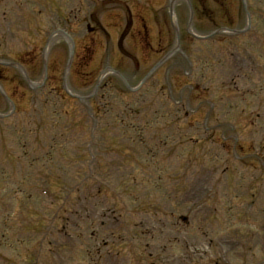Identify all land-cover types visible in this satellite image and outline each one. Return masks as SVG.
Listing matches in <instances>:
<instances>
[{"label":"rangeland","instance_id":"1","mask_svg":"<svg viewBox=\"0 0 264 264\" xmlns=\"http://www.w3.org/2000/svg\"><path fill=\"white\" fill-rule=\"evenodd\" d=\"M43 3L55 15L24 21V32L0 19V58L19 62L33 81L0 67L6 94L23 95L12 120L0 118V264H264V190L251 208L233 200L256 177L264 184L248 160L264 157V126L249 127L264 118V86L244 93L240 80L264 83V0H246L254 16L246 35L208 39L192 32L249 27L242 0ZM66 88L96 93L86 106ZM0 108L11 112L1 99ZM213 187L217 221L205 218L207 205L189 206ZM177 209L189 235L171 218Z\"/></svg>","mask_w":264,"mask_h":264}]
</instances>
